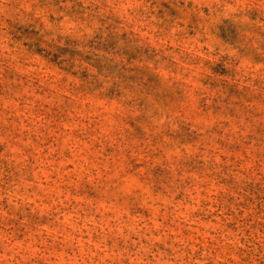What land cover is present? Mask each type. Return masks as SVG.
<instances>
[{"label":"rangeland","instance_id":"obj_1","mask_svg":"<svg viewBox=\"0 0 264 264\" xmlns=\"http://www.w3.org/2000/svg\"><path fill=\"white\" fill-rule=\"evenodd\" d=\"M0 264H264V0H0Z\"/></svg>","mask_w":264,"mask_h":264}]
</instances>
